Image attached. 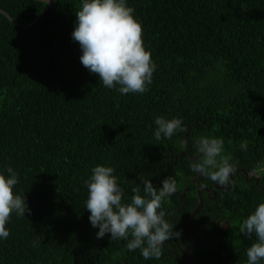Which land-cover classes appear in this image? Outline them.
Here are the masks:
<instances>
[{"label":"trees","instance_id":"trees-1","mask_svg":"<svg viewBox=\"0 0 264 264\" xmlns=\"http://www.w3.org/2000/svg\"><path fill=\"white\" fill-rule=\"evenodd\" d=\"M50 1L25 27L44 2L0 0L17 22L0 13V174H18L14 193L31 211L10 216L0 264H160L109 233L96 238L84 181L95 166L112 167L130 203L140 176L156 188L172 177L183 198L161 208L184 204L189 215L197 204L189 157L202 136L223 138L240 175H259L204 202L216 214L198 222L219 232L223 248L195 250L194 264H247L255 237L239 225L264 202V0H126L157 67L147 92L125 95L80 63L71 33L82 0ZM157 117L182 119L187 145L185 131L155 140Z\"/></svg>","mask_w":264,"mask_h":264},{"label":"clouds","instance_id":"clouds-1","mask_svg":"<svg viewBox=\"0 0 264 264\" xmlns=\"http://www.w3.org/2000/svg\"><path fill=\"white\" fill-rule=\"evenodd\" d=\"M133 13L126 0H82L71 33L81 49L82 66L98 76L104 87L116 89L121 95L147 92L157 67L143 46L142 27ZM154 123L153 136L157 141L185 131L180 118L157 117ZM194 146L197 155L190 160L189 169L217 186L228 188L237 167L230 163V156L223 155V138L202 136ZM6 171L7 177L0 174V239L3 240L10 234L5 226L13 213L18 217H24L26 212L31 215L23 193H14L18 174L11 167ZM114 171L112 167L98 165L84 181L88 189L84 208L90 213L91 226L99 229L96 238L102 239L109 233L111 240L127 241L129 252L139 249L144 260L160 259L165 242L180 236L164 218L165 213L158 211L162 202L176 192L175 180L167 177L156 188L140 176L143 188L134 187L131 202L123 203L124 191L118 186ZM239 232L248 238L255 237V242L246 250L247 264H261L264 261V202L240 223Z\"/></svg>","mask_w":264,"mask_h":264},{"label":"flooded vegetation","instance_id":"flooded-vegetation-1","mask_svg":"<svg viewBox=\"0 0 264 264\" xmlns=\"http://www.w3.org/2000/svg\"><path fill=\"white\" fill-rule=\"evenodd\" d=\"M239 173L240 172L237 170L236 174L232 177L233 183L229 185L228 188L217 186L213 184L209 179L203 176L195 175L192 178L193 183L195 181L198 182V184H200V186L194 185L195 197H196L197 188L199 187V189L201 188L200 197L202 200L201 209L194 216L193 222L195 226H202L205 228L206 238L201 234L197 233L196 231H194L190 224L191 214L196 209L198 205V201L196 207L189 213V215L185 213L186 206H184V204H182L183 205L182 207H173L171 204H168L158 209V211H163L165 213L164 218L173 225L174 227L173 231L180 233L178 239L173 238L169 241H166L165 244L163 245V254L159 259L161 261L160 264H194V261L197 262V259L194 257L195 250H198L200 253L210 252L214 256L218 255L216 251L223 248V242L220 238L219 232L212 234L213 228L204 226L200 224L198 221L203 220L207 222L212 215L216 214V213H206L207 209L203 210L205 206L204 204L205 201L207 204L216 202L218 199V193L232 192L233 190L237 189L238 183H240L242 179L248 181L250 177H257L254 172H250L247 175L245 174V177L243 175H240ZM172 197L175 198L179 197L180 199H182L183 193L179 194L176 189V192L173 194ZM219 226L224 228L225 224L222 223ZM196 241H203L204 244L200 246L192 247L190 251H188L187 253L186 251L190 243Z\"/></svg>","mask_w":264,"mask_h":264},{"label":"water","instance_id":"water-1","mask_svg":"<svg viewBox=\"0 0 264 264\" xmlns=\"http://www.w3.org/2000/svg\"><path fill=\"white\" fill-rule=\"evenodd\" d=\"M36 1L44 2L45 6H44V8L42 9L41 13H39V15L36 17V19H34V20H33L31 23H29L28 25H25V27H30V26H32L34 23H36V22L42 17V15L44 14V12H45L46 10L49 9L50 4H51V1H50V0H36ZM0 13H2L5 17H7L8 20H9L12 24L17 25V22H15L7 12H5V11L2 10V9H0ZM188 137H189V135H188V129L185 128V146L187 145ZM189 158H190V159H193V158H195V157H189ZM198 176H199V175H198ZM194 184H195L196 186H200V184H198V182H195V181H194ZM200 189H201V188H200ZM200 189H199V187H198V188H197V191H196V197H197L198 205H197L196 209H195V210L192 212V214H191V217H190V224H191V227H192V229H193L194 231H196L197 233L201 234L202 236H204V237L206 238V230H205V228L202 227V226H195V225H194V222H193L194 216L199 212V210L201 209V206H202V200H201V197H200ZM203 189H204V188H203ZM202 244H204L203 241L192 242V243H190V245L188 246V249H187L186 252L188 253V251H190V249H191L192 247L200 246V245H202Z\"/></svg>","mask_w":264,"mask_h":264},{"label":"rangeland","instance_id":"rangeland-1","mask_svg":"<svg viewBox=\"0 0 264 264\" xmlns=\"http://www.w3.org/2000/svg\"><path fill=\"white\" fill-rule=\"evenodd\" d=\"M264 164V163H263ZM263 167H264V165H262V166H259L257 169L259 170V172L263 169ZM255 174L258 176L259 175V173L256 171L255 172Z\"/></svg>","mask_w":264,"mask_h":264}]
</instances>
